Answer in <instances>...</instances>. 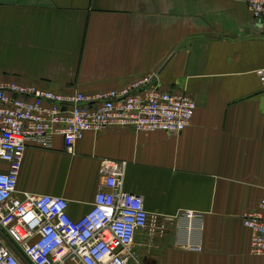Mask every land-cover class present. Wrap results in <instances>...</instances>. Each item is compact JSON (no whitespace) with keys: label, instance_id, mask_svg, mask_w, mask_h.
<instances>
[{"label":"crops","instance_id":"crops-1","mask_svg":"<svg viewBox=\"0 0 264 264\" xmlns=\"http://www.w3.org/2000/svg\"><path fill=\"white\" fill-rule=\"evenodd\" d=\"M260 69L264 21L245 0H0V81L96 94L156 75L197 103L180 134L109 128L86 133L74 154L60 136L48 150L29 143L19 196L64 198L79 220L103 182L101 161H124V187L147 212L204 215L201 251L172 244L169 224L162 237L138 233L132 264H264L242 220L264 199Z\"/></svg>","mask_w":264,"mask_h":264},{"label":"built area","instance_id":"built-area-1","mask_svg":"<svg viewBox=\"0 0 264 264\" xmlns=\"http://www.w3.org/2000/svg\"><path fill=\"white\" fill-rule=\"evenodd\" d=\"M255 20L264 21V0H245ZM264 80V69L257 71ZM197 103L187 93L161 89L158 77L96 94L60 93L36 85L0 81V264H132L139 232L164 236L174 227V243L199 252L204 215L151 214L143 199L124 187L126 162L104 159L103 182L90 211L74 220L68 200L52 195L18 194V177L29 143L44 150L64 139L66 151L88 132L109 128L180 134L191 124ZM251 253L264 256V199L244 212ZM184 238L179 237L184 235Z\"/></svg>","mask_w":264,"mask_h":264},{"label":"rangeland","instance_id":"rangeland-1","mask_svg":"<svg viewBox=\"0 0 264 264\" xmlns=\"http://www.w3.org/2000/svg\"><path fill=\"white\" fill-rule=\"evenodd\" d=\"M148 236H149V235H148ZM149 237H150V238H153V237H151V236H149ZM143 241H144L143 238H138V240H136V242H135V244H134V246H133V248H132L134 254H136V255L139 256V247L141 248V242H143ZM147 242H149V243H147L146 246L151 247V246L154 245V244L151 243L150 241H147Z\"/></svg>","mask_w":264,"mask_h":264},{"label":"water","instance_id":"water-1","mask_svg":"<svg viewBox=\"0 0 264 264\" xmlns=\"http://www.w3.org/2000/svg\"><path fill=\"white\" fill-rule=\"evenodd\" d=\"M171 243H172V244L174 243V238H171Z\"/></svg>","mask_w":264,"mask_h":264}]
</instances>
